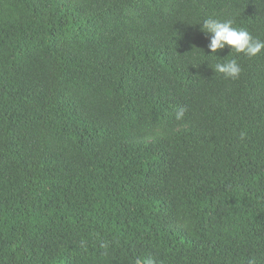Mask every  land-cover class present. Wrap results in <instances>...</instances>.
<instances>
[{
  "label": "trees",
  "instance_id": "obj_1",
  "mask_svg": "<svg viewBox=\"0 0 264 264\" xmlns=\"http://www.w3.org/2000/svg\"><path fill=\"white\" fill-rule=\"evenodd\" d=\"M208 17L264 40V0H0V264H264V53Z\"/></svg>",
  "mask_w": 264,
  "mask_h": 264
},
{
  "label": "clouds",
  "instance_id": "obj_2",
  "mask_svg": "<svg viewBox=\"0 0 264 264\" xmlns=\"http://www.w3.org/2000/svg\"><path fill=\"white\" fill-rule=\"evenodd\" d=\"M199 25H201V31L210 37L207 48L212 55L226 47L231 48L230 53L243 54L248 58H254L264 53V40L254 37L245 28L235 27L231 20H220L208 17ZM211 68L215 74L220 73L226 79L231 80L238 79L242 73V67L235 58L217 62ZM183 116V109L177 111V120L182 119ZM241 138H243V134ZM146 264H154V261L149 258Z\"/></svg>",
  "mask_w": 264,
  "mask_h": 264
}]
</instances>
